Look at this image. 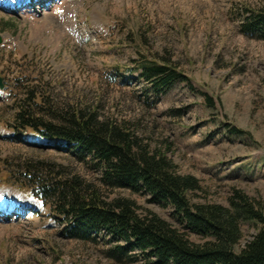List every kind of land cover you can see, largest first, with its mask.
<instances>
[{"label":"rangeland","instance_id":"1","mask_svg":"<svg viewBox=\"0 0 264 264\" xmlns=\"http://www.w3.org/2000/svg\"><path fill=\"white\" fill-rule=\"evenodd\" d=\"M26 1L33 0H0V264H149L103 232L67 238L39 181L77 180L106 202L129 201L138 215H156L202 242L171 207L144 191L104 185L97 160L40 139L21 116L50 122L93 112L163 155L176 175L195 179L191 205L227 208L241 196L264 218V39L243 32L252 14L264 12V0H36L15 7ZM143 63L168 66L185 81L155 91L139 78ZM258 229L242 224L239 248Z\"/></svg>","mask_w":264,"mask_h":264},{"label":"trees","instance_id":"2","mask_svg":"<svg viewBox=\"0 0 264 264\" xmlns=\"http://www.w3.org/2000/svg\"><path fill=\"white\" fill-rule=\"evenodd\" d=\"M247 21L243 32L264 39V12L252 14ZM151 64L140 65L139 78L155 91L185 81L172 68ZM20 118L25 124L22 127H28L40 139L59 142L82 157L97 160L104 185L144 191L152 202L171 207L184 229L202 242H191L156 215H138L129 201L106 202L97 191L77 180L44 184L29 174L30 180L39 181V195L52 200L51 210L54 217L63 219L67 238L86 240L103 232L125 243L118 248L121 252L136 250L149 264H264V218L245 197L236 196L227 208L191 205L189 193L198 188L195 179L176 175L163 155L148 151L125 128L100 120L93 112L56 116L50 122ZM251 222L259 229L239 248L241 225Z\"/></svg>","mask_w":264,"mask_h":264},{"label":"water","instance_id":"3","mask_svg":"<svg viewBox=\"0 0 264 264\" xmlns=\"http://www.w3.org/2000/svg\"><path fill=\"white\" fill-rule=\"evenodd\" d=\"M2 43V38H1V36H0V44ZM4 82H5V80H4V78H2L1 76H0V90H2L3 88H4Z\"/></svg>","mask_w":264,"mask_h":264},{"label":"bare ground","instance_id":"4","mask_svg":"<svg viewBox=\"0 0 264 264\" xmlns=\"http://www.w3.org/2000/svg\"><path fill=\"white\" fill-rule=\"evenodd\" d=\"M11 6H12V5H11ZM11 6H9V7H10L9 9H11V10H12V7H11ZM20 6H22V5H20ZM20 6H19V7H20ZM13 9H14V7H13Z\"/></svg>","mask_w":264,"mask_h":264}]
</instances>
